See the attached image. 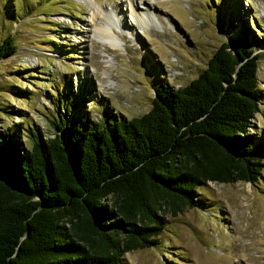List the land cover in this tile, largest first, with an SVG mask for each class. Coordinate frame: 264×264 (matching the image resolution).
Here are the masks:
<instances>
[{
	"label": "trees",
	"instance_id": "obj_1",
	"mask_svg": "<svg viewBox=\"0 0 264 264\" xmlns=\"http://www.w3.org/2000/svg\"><path fill=\"white\" fill-rule=\"evenodd\" d=\"M12 41L0 59L16 52ZM259 60L225 40L186 85H157L140 116L54 123L29 147L0 132V264H125V253L160 243L164 212L199 207L200 186L257 183Z\"/></svg>",
	"mask_w": 264,
	"mask_h": 264
},
{
	"label": "rangeland",
	"instance_id": "obj_2",
	"mask_svg": "<svg viewBox=\"0 0 264 264\" xmlns=\"http://www.w3.org/2000/svg\"><path fill=\"white\" fill-rule=\"evenodd\" d=\"M95 1L112 18L116 50L91 31L84 0H0V44L11 35L17 46L0 59L5 145L29 147L58 122L140 116L157 85H186L226 40L260 53L250 132L264 153V0H146L143 25L131 0ZM198 194L199 207L164 212L160 243L125 253V264H264V170L255 184L208 182Z\"/></svg>",
	"mask_w": 264,
	"mask_h": 264
},
{
	"label": "bare ground",
	"instance_id": "obj_3",
	"mask_svg": "<svg viewBox=\"0 0 264 264\" xmlns=\"http://www.w3.org/2000/svg\"><path fill=\"white\" fill-rule=\"evenodd\" d=\"M88 3L91 14L89 20V27L94 34H97L103 39H106L105 42L107 46L116 50L119 48L120 37L115 33L113 27V21L111 16L106 13L101 6L96 4L95 0H84ZM131 11L130 15L135 17L140 25L145 24V17H141L139 10L142 9L146 4V0H131ZM144 12V11H143ZM145 14V13H144ZM108 21V26L102 24V21ZM120 39V40H119Z\"/></svg>",
	"mask_w": 264,
	"mask_h": 264
}]
</instances>
